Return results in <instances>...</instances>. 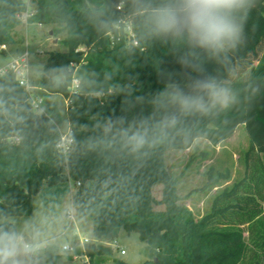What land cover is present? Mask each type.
I'll return each mask as SVG.
<instances>
[{
    "label": "trees",
    "instance_id": "trees-1",
    "mask_svg": "<svg viewBox=\"0 0 264 264\" xmlns=\"http://www.w3.org/2000/svg\"><path fill=\"white\" fill-rule=\"evenodd\" d=\"M32 3L37 12L30 23L53 24L55 36L64 34L65 51L46 52L37 87L70 100L66 116L72 145L66 154L57 148L63 121L57 104L33 110L14 73L1 74L0 211L30 216L32 197L44 183L71 179L79 183L71 196L74 211L91 220L92 237L98 241L84 245L91 264L112 256V246L105 243L115 241L121 229L137 232L144 243L142 264H264V0H256L245 23V42L229 54L227 63L201 56L204 74L229 86L236 103L210 115L187 117L181 134L138 152L115 129L106 133L103 125L150 117L157 93L169 82L185 84L187 76L178 63L183 49L170 39L148 36L132 11V0ZM27 6L25 0H0V44L23 42L11 30L22 23ZM124 16L131 21L137 45L118 33ZM79 47L86 50L76 51ZM73 74L79 79L76 93L69 90ZM239 125L249 139L244 176L223 188L210 210L196 218L179 203L165 153L189 149L199 138L219 145ZM215 182L209 179L207 184ZM158 183L163 189L156 200L152 187ZM156 204L164 209L155 210ZM70 242L81 254L77 237ZM57 250L48 247L40 264H56L61 256Z\"/></svg>",
    "mask_w": 264,
    "mask_h": 264
},
{
    "label": "clouds",
    "instance_id": "clouds-1",
    "mask_svg": "<svg viewBox=\"0 0 264 264\" xmlns=\"http://www.w3.org/2000/svg\"><path fill=\"white\" fill-rule=\"evenodd\" d=\"M255 3L256 0H132V11L148 36L170 39L183 49L178 63L187 82H169L157 93L150 117L131 124L122 118L115 123L109 120L103 125L105 132L115 129L125 145L138 152L156 141L165 142L181 134L187 117L210 115L233 106L236 96L232 89L204 74L201 56L227 63L229 54L245 42V23ZM117 124L121 127L117 128ZM51 224L43 214L18 224L0 211V264H40L45 250L55 243L49 231Z\"/></svg>",
    "mask_w": 264,
    "mask_h": 264
},
{
    "label": "rangeland",
    "instance_id": "rangeland-1",
    "mask_svg": "<svg viewBox=\"0 0 264 264\" xmlns=\"http://www.w3.org/2000/svg\"><path fill=\"white\" fill-rule=\"evenodd\" d=\"M26 3L28 0H25ZM29 3H27L28 5ZM33 5V3H30ZM53 24L31 22L22 23L11 30L12 34L23 37L20 44L7 45V51L0 52V69L8 66L18 59L23 53L29 52L28 76L33 97L42 100L37 108L39 112L46 104H57L62 117L60 131L65 133L68 126L66 110L68 99L59 93H49L37 87L39 76L46 62V52L50 50L65 51L61 43L63 33L54 35ZM119 34H122L126 42L130 43V36L134 35L131 21L126 19L117 26ZM52 31V34H50ZM135 38V36H134ZM56 40V41H55ZM85 51L86 48L82 47ZM249 148V139L243 125H239L229 139L219 145H212L205 139H196L191 148L186 150L169 149L164 156L166 169L176 179L177 194L181 197L179 203L188 207L196 218H200L211 208L214 197L225 187H231L240 180L245 173V154ZM215 180V184H207L208 180ZM76 184L69 179L57 184V186L42 185V193L33 199L32 214L30 216H11L18 224H23L43 214L52 221L49 231L55 237L58 254L56 264H80L82 260L69 255L62 250V246L71 241L72 229L66 216L67 210L73 211L75 225L78 234L92 237V223L87 217L78 216L71 202V190H75ZM163 184L158 183L152 187V195L156 200L162 197ZM155 210H163V204L154 205ZM66 228V229H65ZM63 231H65L63 233ZM144 243L137 232H127L121 229L112 248L113 254L106 257L99 264H115L114 258H118L129 264H142L146 257L142 253ZM120 250L125 253L121 254ZM42 264H47L42 261Z\"/></svg>",
    "mask_w": 264,
    "mask_h": 264
},
{
    "label": "built area",
    "instance_id": "built-area-1",
    "mask_svg": "<svg viewBox=\"0 0 264 264\" xmlns=\"http://www.w3.org/2000/svg\"><path fill=\"white\" fill-rule=\"evenodd\" d=\"M27 3H29V4H28L26 10L20 16L21 21H23L24 23H28L29 20L32 17H34L36 12H37L36 9L33 7V5L30 4V3H32V0H28ZM118 9H121V6H118ZM38 24L42 25L40 23H38ZM130 43H133L134 45L138 44V42L134 38L133 34H132V37L130 36ZM5 51H7V45L6 44H0V52H5ZM76 51H84V50L82 47H79ZM28 58H29V52L23 53L18 59L11 62L8 66L1 68L0 69V75L6 73L7 71H12L14 73V76H15V79L17 80V82L21 86H23L25 88L26 92L28 93L32 107L37 108L38 105L42 102V100L37 98V97H33L31 94V89H33L34 87L31 86L29 83ZM72 66H74V72H75L77 66L74 63H72ZM78 87H79V79L76 76H74V74H73L72 81H71V84L69 87L70 93H76L78 90ZM68 102H70L69 99H68ZM69 133H70L69 124H68V128L65 131V133H62L60 131V140L57 144V148L61 152H63L64 154L69 152L71 145H72V138L69 136ZM76 185H79V183H76ZM66 216L70 221V226H71L72 234H73L72 237H77V246L81 247V249L83 251L81 254L76 253L75 252V246L71 242L64 244L62 246V250L66 253H69V255L72 257L81 259L82 263H84V264H91L89 261V257L84 253V245L86 243H89V242H98V241L96 239H94L93 237L90 238L87 235L81 236L78 234V232H76V230H75V217H74L73 211L67 210ZM64 232L65 231H63V233ZM114 242L115 241H113L111 243H105V244L113 246ZM120 252H121V254L125 253L124 250H120Z\"/></svg>",
    "mask_w": 264,
    "mask_h": 264
},
{
    "label": "crops",
    "instance_id": "crops-1",
    "mask_svg": "<svg viewBox=\"0 0 264 264\" xmlns=\"http://www.w3.org/2000/svg\"><path fill=\"white\" fill-rule=\"evenodd\" d=\"M68 124H69V123H68ZM67 128H68V126H67ZM54 186H57V184H55ZM41 190H42V188L40 189V191H39L36 195H34V196L32 197V208H33V199H34V197L37 196L39 193H42ZM73 192H74V190H71V196H72V193H73ZM75 230H76V232H78V228H77L76 225H75Z\"/></svg>",
    "mask_w": 264,
    "mask_h": 264
},
{
    "label": "water",
    "instance_id": "water-1",
    "mask_svg": "<svg viewBox=\"0 0 264 264\" xmlns=\"http://www.w3.org/2000/svg\"><path fill=\"white\" fill-rule=\"evenodd\" d=\"M50 34H52V31H50ZM56 41V40H55Z\"/></svg>",
    "mask_w": 264,
    "mask_h": 264
}]
</instances>
